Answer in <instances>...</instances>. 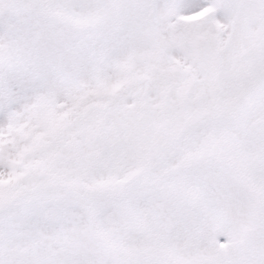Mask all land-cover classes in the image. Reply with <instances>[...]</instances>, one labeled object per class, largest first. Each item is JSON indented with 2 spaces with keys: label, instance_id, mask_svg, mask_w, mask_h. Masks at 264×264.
<instances>
[{
  "label": "snow or ice",
  "instance_id": "snow-or-ice-1",
  "mask_svg": "<svg viewBox=\"0 0 264 264\" xmlns=\"http://www.w3.org/2000/svg\"><path fill=\"white\" fill-rule=\"evenodd\" d=\"M0 264H264V0H0Z\"/></svg>",
  "mask_w": 264,
  "mask_h": 264
}]
</instances>
